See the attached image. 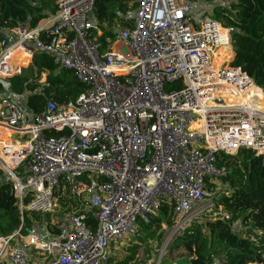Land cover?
Returning <instances> with one entry per match:
<instances>
[{
  "label": "built area",
  "instance_id": "obj_1",
  "mask_svg": "<svg viewBox=\"0 0 264 264\" xmlns=\"http://www.w3.org/2000/svg\"><path fill=\"white\" fill-rule=\"evenodd\" d=\"M97 1L57 0L35 27L0 30V127L12 132L10 143L0 139V185H11L20 216L0 235V264H109L162 204L172 205L171 234L192 222L228 223L225 157L264 156L256 98L228 104L210 93L217 80L241 92L253 81L230 62L215 68L212 84L205 78L218 48L232 54V28L215 16L230 0H121L125 11L110 20L125 24L103 46L109 17H96ZM18 49L72 71L84 92L33 111L27 92L10 86ZM32 214L40 220L25 227ZM233 229L253 243L263 235L244 232L241 220Z\"/></svg>",
  "mask_w": 264,
  "mask_h": 264
},
{
  "label": "trees",
  "instance_id": "obj_2",
  "mask_svg": "<svg viewBox=\"0 0 264 264\" xmlns=\"http://www.w3.org/2000/svg\"><path fill=\"white\" fill-rule=\"evenodd\" d=\"M56 1L0 0V30L26 22L30 27H35L40 20L55 12ZM230 1L229 8L216 10L215 16L232 28L233 57L230 49L219 51L215 67L231 60L232 67L240 69L253 81L255 86L250 92L255 94H250V97L262 95L264 103V0ZM125 9L126 5L121 0H99L95 4V15L98 19L110 18L117 12L123 13ZM118 22L125 24L121 18H118ZM110 36L111 33L105 32L97 40L103 46L104 38ZM18 50L15 54H18ZM214 71L215 68L209 66L206 77L210 79ZM12 84L14 91L27 92V105L37 112L48 100L65 104L75 100L85 90L72 71L60 68L50 57L37 53L33 54L29 64L20 67L19 74L13 76ZM256 105L261 107L257 100ZM232 158L237 161L239 170L233 179L228 175V186L234 188L231 196L222 200L228 204L230 200L239 198L259 207V210L244 212L240 220L241 225L249 229L248 233L251 230L262 231L263 239L258 238L257 243L250 242L230 231L228 223L219 219L201 224L192 222L184 231L172 237L167 245L163 258L169 264H215L218 256L222 257V264H264V156H255L251 150L241 149ZM57 196L62 204L69 201L67 191L63 196ZM40 218L37 214L24 216L25 227H29L32 220L39 221ZM86 223L90 228L95 226L90 214H87ZM172 224V205L162 204L157 216L147 224H139L136 239L140 242L160 241L161 235H157L156 230L162 225L169 229ZM19 225L20 216L12 187L4 183L0 185V235L10 234Z\"/></svg>",
  "mask_w": 264,
  "mask_h": 264
},
{
  "label": "rangeland",
  "instance_id": "obj_3",
  "mask_svg": "<svg viewBox=\"0 0 264 264\" xmlns=\"http://www.w3.org/2000/svg\"><path fill=\"white\" fill-rule=\"evenodd\" d=\"M107 21H108L107 22L108 26L106 27V29H107V32L111 33V31H108V30H112V28L115 26L114 24H116L117 21H115L114 19L110 20V18H108ZM225 50H228V49H225ZM221 51H223V50H221ZM219 55H220L219 52L214 55V63L212 65H210V66H212V68H216L215 65H217V59L219 58ZM30 60H31L30 52H27L25 50H18V54L14 53L13 58L10 60L8 66L12 70L18 69L19 67L26 66L27 64H29ZM22 64H25V65H22ZM43 78H44V76H42L41 81H43ZM205 78H206L208 83L211 81L210 80L211 78L210 79H208L207 77H205ZM12 79L13 78H10L9 81H10V86L13 89ZM215 87L219 88L221 86L211 87L210 92L212 94L220 93V91H221L220 89H213ZM222 93H223V95H225L224 93H226V92H222ZM230 93H228V94L226 93L229 98L232 97V98H234L233 100L237 99L236 96H233ZM244 96L248 99L251 98L250 94H245ZM260 99H261V96L256 98L257 102L260 103ZM262 103H263V101H262ZM0 129L3 132L1 134L2 142H4L5 144L10 143L12 132H10V130H7V129H3V128H0ZM14 139H19V138L14 137ZM15 145H17V144H15ZM225 166H226V169H227L226 171L228 172L230 179H233V177L237 174V172L239 170L237 161L234 158H229V159L225 160ZM233 188H234L233 186H231V187L228 186V190L231 194L233 192ZM226 204L223 203V210L230 217V221L228 222V226H229L230 231H232L236 234L238 231L234 230L233 226L235 224H237V222L240 221V218L243 215V213L250 210V209L259 210V207L255 206V205H251L248 202H245L243 199H239V198L234 199V200L232 199L228 202L227 205ZM224 205H226L225 208H224ZM211 221H212V219H211ZM202 223H204V222H202ZM248 230L249 229L247 228V230H245L244 232H246ZM156 234L161 235L160 241L145 240L143 242L142 241L140 242L136 238L129 239V240H127V239L122 240V244L118 246V250H114L115 251V252H113L114 256L112 257L109 264H169L167 262V260H165L163 258V255L165 254V249H166L167 245L172 240V237H174L176 234H171L170 228L167 229L163 225L156 230ZM258 238L263 239V235L256 237V239H258ZM117 243L118 242H116L115 244L112 243L110 246H114ZM172 264H177V262H174ZM215 264H222V257L221 256H218L216 258Z\"/></svg>",
  "mask_w": 264,
  "mask_h": 264
},
{
  "label": "bare ground",
  "instance_id": "obj_4",
  "mask_svg": "<svg viewBox=\"0 0 264 264\" xmlns=\"http://www.w3.org/2000/svg\"><path fill=\"white\" fill-rule=\"evenodd\" d=\"M225 49H229L228 47H223V48H218L213 55H215L216 53H218L219 51L221 50H225ZM214 63V56H213V61H212V64ZM211 78V77H210ZM209 85L212 84V82L210 81L208 83ZM212 86H221L217 89H220V93H217V94H212L211 92V99H214L216 98L217 96H219L220 98L224 99L228 104H238L240 102H244L245 100H247L248 98H246L244 95L245 94H255V92H250L251 89L254 87L253 85H250L246 91H238V90H235L234 88L230 87L229 85H227L226 83H224L223 81H220V80H217L216 82V85H212ZM229 89V90H228ZM222 92H226L227 94L230 93L232 94L233 96H236L237 99L233 100L231 98L228 97L227 94L223 95ZM260 94V93H259ZM261 95V94H260ZM262 95H261V99H260V103H261V107L260 106H257L259 109L261 110H264V103H262ZM192 128L193 129H196L198 128V124L196 123H193L192 124Z\"/></svg>",
  "mask_w": 264,
  "mask_h": 264
},
{
  "label": "crops",
  "instance_id": "obj_5",
  "mask_svg": "<svg viewBox=\"0 0 264 264\" xmlns=\"http://www.w3.org/2000/svg\"><path fill=\"white\" fill-rule=\"evenodd\" d=\"M118 13V12H117ZM116 13V14H117ZM114 17H117V15H115ZM118 22V21H117ZM104 31H107L106 29L104 30ZM108 31H111V30H108ZM103 33H105V32H103ZM104 35V34H103ZM258 88V87H257ZM1 128V127H0ZM11 132V131H10ZM3 132L1 131V129H0V139H2V137H1V134H2ZM18 145V144H17ZM18 147V146H17Z\"/></svg>",
  "mask_w": 264,
  "mask_h": 264
},
{
  "label": "clouds",
  "instance_id": "obj_6",
  "mask_svg": "<svg viewBox=\"0 0 264 264\" xmlns=\"http://www.w3.org/2000/svg\"><path fill=\"white\" fill-rule=\"evenodd\" d=\"M32 56H33V55H32ZM32 56H31V57H32ZM232 56H233V52H232ZM231 59H232V57H231ZM30 61H31V60H30ZM19 68H20V67H19Z\"/></svg>",
  "mask_w": 264,
  "mask_h": 264
},
{
  "label": "water",
  "instance_id": "obj_7",
  "mask_svg": "<svg viewBox=\"0 0 264 264\" xmlns=\"http://www.w3.org/2000/svg\"><path fill=\"white\" fill-rule=\"evenodd\" d=\"M232 52H233V49H232ZM232 57H233V56H232ZM230 61H231V60H230ZM230 61H229V62H230Z\"/></svg>",
  "mask_w": 264,
  "mask_h": 264
}]
</instances>
